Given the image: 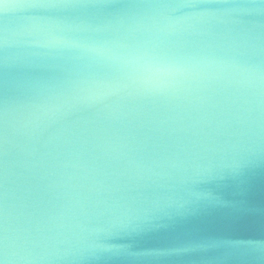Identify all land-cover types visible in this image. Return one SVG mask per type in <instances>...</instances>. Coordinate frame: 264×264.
<instances>
[{"label":"water","instance_id":"water-1","mask_svg":"<svg viewBox=\"0 0 264 264\" xmlns=\"http://www.w3.org/2000/svg\"><path fill=\"white\" fill-rule=\"evenodd\" d=\"M109 2L0 15V94L23 101L80 75H119L130 58L264 65V10L222 7L252 0ZM157 12L192 19L134 47L136 22ZM36 125L10 132L6 158L10 245L28 257L19 264H264V94L178 79L45 111Z\"/></svg>","mask_w":264,"mask_h":264},{"label":"snow or ice","instance_id":"snow-or-ice-1","mask_svg":"<svg viewBox=\"0 0 264 264\" xmlns=\"http://www.w3.org/2000/svg\"><path fill=\"white\" fill-rule=\"evenodd\" d=\"M23 8L46 6L106 8L113 5L109 0H59L58 3H45L43 0H0ZM209 0H149L145 3H128L120 7H140L145 4H158L171 9H198L205 7ZM253 8L264 10V0H252ZM183 24L191 21L184 16ZM4 43V29H3ZM178 79H183L182 66L175 61L148 58L139 61L135 67L119 75L85 74L68 80L59 88L46 91L27 100H10L7 92L0 94V156L4 158L5 179L0 184V264H19L27 260L10 245L7 212L6 158L10 132L15 129H36V121L45 111L75 105L83 98L110 99L130 90L139 94L156 93L171 87ZM43 97V99H41Z\"/></svg>","mask_w":264,"mask_h":264},{"label":"clouds","instance_id":"clouds-1","mask_svg":"<svg viewBox=\"0 0 264 264\" xmlns=\"http://www.w3.org/2000/svg\"><path fill=\"white\" fill-rule=\"evenodd\" d=\"M222 7L227 9H251L250 5L245 4H226ZM139 8L148 10H173L163 5L145 4ZM22 9L19 5L4 2L0 3V15L7 18ZM159 16V19L157 18ZM183 25V18L172 15H165L157 12L155 15H145L136 22L135 29L143 35L138 41L133 42L134 47H140L149 43L155 33L178 28ZM48 42L54 44L64 43V39L59 36L48 37ZM9 44V27L7 22L4 25V45ZM139 61L130 58L126 61L130 68L135 67ZM182 66L183 80L190 86L196 88L217 85L223 89H230L233 94L243 96L245 94L259 96L264 94V65L247 59L232 58L228 60H196L176 62ZM43 99V97H41ZM87 98L79 100L82 103Z\"/></svg>","mask_w":264,"mask_h":264}]
</instances>
